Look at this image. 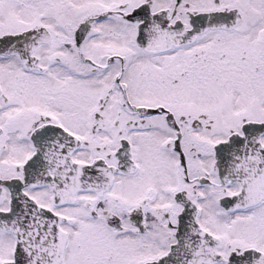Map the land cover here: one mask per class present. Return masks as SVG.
Wrapping results in <instances>:
<instances>
[{
  "label": "snow or ice",
  "instance_id": "1",
  "mask_svg": "<svg viewBox=\"0 0 264 264\" xmlns=\"http://www.w3.org/2000/svg\"><path fill=\"white\" fill-rule=\"evenodd\" d=\"M0 264H264V0H0Z\"/></svg>",
  "mask_w": 264,
  "mask_h": 264
}]
</instances>
